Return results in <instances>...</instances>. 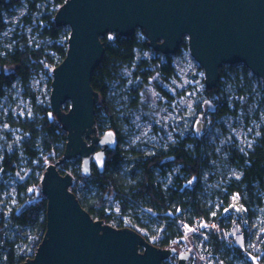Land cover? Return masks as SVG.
Segmentation results:
<instances>
[{"label": "trees", "instance_id": "16d2710c", "mask_svg": "<svg viewBox=\"0 0 264 264\" xmlns=\"http://www.w3.org/2000/svg\"><path fill=\"white\" fill-rule=\"evenodd\" d=\"M19 1H5L0 4V7H10ZM44 1L46 0H30L31 11L36 10V5ZM64 1L53 0L56 8L42 17L45 23L39 27L42 35L53 41L52 48L59 56L58 62L51 67L50 71L63 59L66 51V41L63 45L56 43L63 34V27L57 26L53 22L55 11ZM25 19L27 22L30 20L27 16ZM3 29L4 22L0 19V32ZM67 36L68 32L66 33ZM100 40L104 46V53L100 64L92 74L90 83L93 90L99 94V102L95 105V124L99 131H105L109 128L115 129L114 117L105 101L108 85L122 66L134 62L136 49L146 48L147 44L146 41H139L133 34L127 37L105 34L100 37ZM48 61L47 55L42 50H33L20 45H16L5 55H0V97L16 79L27 84L31 75L42 69V64ZM173 74L174 68L169 56L165 57V61H161L159 56L150 60L141 59L134 71L139 83L131 89L130 106L135 108L143 106L145 108L144 105L147 101H144V96L146 90L151 87L156 88L165 97H171L158 83L160 80H167ZM242 74L243 78L248 77V69L244 66H242ZM212 95L216 96L214 109L209 112L213 121L225 114L235 112V109H230L226 95L219 89L218 85L213 90L207 89L205 91V98H211ZM63 109H68L67 103ZM34 112L31 117L16 121L17 126L22 129L19 144L17 146H3L1 171L15 177L18 193L21 196L18 205L13 209L9 211L0 209V264H19L33 256L45 232L46 200L39 189L41 175L47 166L44 161L48 159V162L54 163L60 160L63 155L66 137L57 117L48 107L35 108ZM194 130L195 127L191 126L188 134H194ZM116 136L118 135L116 134ZM202 137V135L196 134L193 137L188 135L165 148L156 147L153 153L147 155L134 151L131 157L127 158V161H124L125 157L117 147L114 150H106L103 170L100 172L93 166L89 176L81 175L80 158H77L79 167L76 168V175L78 177L84 176L87 179L82 189L87 188L88 185H92L95 189L94 195L90 197L87 204L83 201L84 195L81 198V189L78 196L80 204L94 219L107 223L114 215L112 213L105 214V208L111 200L118 199L121 208V215H119V221L116 223L118 228L127 226L123 224V215L130 207L135 212L141 213V215L136 213L134 215L137 223L144 216L149 218L147 214L154 212L156 217L150 219L157 221L160 227L154 241H151L140 230L134 227L129 228L137 231L148 242L157 247H176L183 234L179 226L182 221H186L190 225L199 224L203 227L204 220L209 219V209L204 207L195 193L200 185L203 169L210 168L211 158L204 150ZM225 152V164L228 167L239 169L242 175L239 179L225 180L221 188L215 190L211 197H217L222 202L221 210L231 203L234 195L240 196V201L247 210L251 206H260L261 198L257 194L256 187H261L264 179V122L259 128V134L252 148L246 154L241 153L236 148H227ZM52 154L55 155V158L52 157ZM168 156H173L174 159L163 162V158ZM34 160H37L39 164L32 165ZM21 161H24L31 169L39 170V175L34 178L33 182L29 181L28 175L18 176V166ZM125 162L129 166L126 175L130 182L118 184L113 170ZM67 164L68 160L59 164L61 166L59 168L60 173L64 174V169L68 168ZM171 165L179 166V171L172 176L171 182L167 186H163L159 180H156L154 173H157L159 177L164 176ZM71 191L76 195L74 186ZM168 212H171L172 217L168 216ZM184 212L189 213L191 218L184 216L179 218ZM216 214L212 220H218V231L209 233L204 247L215 257L216 261L222 264H234L237 259H243L244 264H251L253 262L252 257L248 253H244L245 249L242 250L225 241L224 236L230 231V225L229 222L218 217L220 211ZM192 218L196 222L192 223ZM140 226L143 224L141 223ZM7 232L15 236V241L9 239ZM248 236H250V231L246 229L243 240H247ZM260 237L258 236L256 239L257 242ZM23 241L26 243L25 246H23ZM172 259V257L168 258L162 264H168ZM263 259L264 250L259 260L262 261Z\"/></svg>", "mask_w": 264, "mask_h": 264}, {"label": "water", "instance_id": "95a60500", "mask_svg": "<svg viewBox=\"0 0 264 264\" xmlns=\"http://www.w3.org/2000/svg\"><path fill=\"white\" fill-rule=\"evenodd\" d=\"M53 22L68 27L48 99L66 141L62 158L48 164L40 179L45 232L33 256L19 264H162L174 256L176 264H185L187 250L160 248L129 227L94 219L71 191L72 176L57 165L78 157L81 175L89 176L93 166L103 170L105 151L117 147L113 129L96 133L99 94L90 82L104 53L101 36L127 37L139 28L147 46L167 56L186 36L206 89L214 87L223 64H242L264 84V0H65Z\"/></svg>", "mask_w": 264, "mask_h": 264}, {"label": "rangeland", "instance_id": "374dc122", "mask_svg": "<svg viewBox=\"0 0 264 264\" xmlns=\"http://www.w3.org/2000/svg\"><path fill=\"white\" fill-rule=\"evenodd\" d=\"M5 1L9 0H2L0 4ZM29 1L20 0L19 3L10 7H0V19L4 22V29L0 32V55H5L13 47L20 45L33 50H42L51 62L43 63L42 69L34 72L27 84L16 79L0 97V163L3 146H17L21 140L22 129L17 126L16 121L31 117L35 113V108H49L50 69L59 60V56L52 48L53 41L44 37L39 29L45 23L42 17L56 8L53 0L37 4L34 11H31ZM25 16L30 19L28 22ZM62 31L63 34L56 41L59 45L65 43L68 27L64 26ZM133 35L139 41H146L139 28L135 29ZM156 56H159L161 61H165L167 55L155 52L148 46L137 48L134 62L122 66L108 85L105 101L114 117V131L118 135L117 148L122 151L125 157L124 161H127L134 151L147 155L153 153L156 147L165 148L188 135L189 137H193L195 134L202 135L204 150L211 158L210 168L203 169L200 185L195 190L204 207L209 209V219L204 221L213 223L215 221L212 220L213 217L220 211L218 217L229 222L230 228L237 223L242 236L246 229L249 230L250 236L247 240H243L244 253H248L252 257L251 264H263L264 259L260 261L259 258L264 250V179L263 185L256 187L257 194L261 198V205L251 206L248 210L243 206L238 195H234L231 203L222 210L220 209L222 202L217 197L212 198L211 195L215 190L221 188L225 180L239 179L242 175L239 169L228 167L225 164V151L227 148H236L246 154L252 148L259 134V128L264 122V84L249 71L248 77L243 78L242 64H223L219 69V79L214 87L208 90H213L218 85L226 95L230 109H235V112L225 114L213 121L209 112L214 109L216 96L205 98L207 89L203 81L204 71L191 57L187 46V37L183 36L178 50L169 55L174 74L167 80H160L158 83L171 97H165L156 88L151 87L146 90L144 96V101H147L144 105L145 108L130 106L131 89L139 83L138 78L134 75L137 64L141 59L150 60ZM95 126L98 135L104 131H99L96 124ZM191 126L195 127L194 134H188ZM59 146L61 147V145ZM54 154H52L53 158H55ZM77 158L68 160V168L73 169L79 163ZM48 161L45 159L44 162L47 165L52 163ZM38 164L37 160L32 162V165ZM60 167L58 164V170ZM128 167L125 162L113 170L118 184L130 182L126 175ZM178 171L179 166L171 165L166 175L161 177L157 173L154 175L163 186H167L171 182L172 176ZM17 174L18 176L28 175L29 181L33 182L34 178L38 177L39 170L31 169L24 161H21ZM94 192L95 189L92 185L82 189L80 194L81 198L84 195L85 204L88 203ZM20 196L17 180L15 177L4 174L0 166V209L4 211L13 209L18 205ZM76 197L78 198V194ZM120 210L118 199H113L107 204L105 214L112 213L114 215L107 224L116 225L118 223L119 215H121ZM145 210L148 211V209ZM135 213L141 215L133 208H128L123 215V224L127 225L126 227L140 230L151 241H154L160 227L157 221H152L150 218L156 217V214L154 212L147 214L149 218L144 216L139 224L134 219ZM168 214L169 217H172L171 212ZM182 216L191 218L187 212L182 213L179 218ZM193 222L196 221L192 218ZM141 223L143 226H140ZM205 223L202 224L203 227L207 225ZM212 227H214L213 231H218L217 225H212ZM7 234L9 239L15 241L16 238L13 234L9 232ZM258 236L261 237L257 242ZM22 243L23 246L26 245L25 241ZM16 246H18L17 243ZM177 253H179L178 250ZM172 258L168 264H176V256ZM234 264H244V261L237 259Z\"/></svg>", "mask_w": 264, "mask_h": 264}, {"label": "built area", "instance_id": "2783aa9c", "mask_svg": "<svg viewBox=\"0 0 264 264\" xmlns=\"http://www.w3.org/2000/svg\"><path fill=\"white\" fill-rule=\"evenodd\" d=\"M72 160V159H71ZM79 165L77 164L74 168L64 169V172L69 173L74 182V187L76 189V195L86 184V177L76 175V168L78 169ZM212 225H217L218 223H208L204 227L199 226V224L190 225L186 221H182L180 223V229L182 230V236L178 240L176 244V248L178 252L181 250H187L189 252L188 258L185 261V264H222L219 261L215 260V257L209 253L204 244L207 242L209 233L213 231ZM117 227L116 225H112ZM224 239L227 243L233 244L240 249H244L243 247V236L240 230V226L235 223L228 233L225 234Z\"/></svg>", "mask_w": 264, "mask_h": 264}]
</instances>
